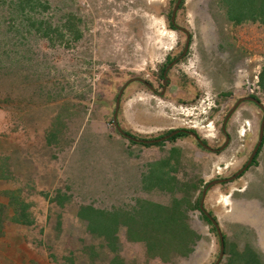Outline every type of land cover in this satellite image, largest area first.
<instances>
[{"label":"rangeland","instance_id":"374dc122","mask_svg":"<svg viewBox=\"0 0 264 264\" xmlns=\"http://www.w3.org/2000/svg\"><path fill=\"white\" fill-rule=\"evenodd\" d=\"M14 1L0 0V136L19 138L23 168L0 188L17 190L33 204L32 214L47 219L48 245L40 244L65 257L94 247V264H108L112 256L123 264H214L218 237L198 210L187 211L199 236L193 250L168 263L146 257L141 243L127 241L123 226L116 253H108L76 213L80 207L129 212L139 201L168 206L184 191L194 203L208 182L228 178L246 163L262 111L250 102L240 104L226 125L228 146L219 154L201 150L188 136L152 146L128 142L111 123L116 94L134 78L160 87L162 66L178 56L185 41L184 33L168 28L176 0H36L46 9L33 11L14 9ZM175 24L189 33L191 45L168 73L166 94L154 96L138 82L129 84L119 118L135 136L197 130L216 148L223 142L222 120L237 100L253 96L264 107L258 83L264 27L229 22L219 0H184ZM173 149L177 162L165 169L172 166L183 191L144 190L152 166ZM0 164L10 167L3 155ZM204 210L217 220L227 250L248 246L264 263V132L255 163L237 180L209 188Z\"/></svg>","mask_w":264,"mask_h":264},{"label":"trees","instance_id":"16d2710c","mask_svg":"<svg viewBox=\"0 0 264 264\" xmlns=\"http://www.w3.org/2000/svg\"><path fill=\"white\" fill-rule=\"evenodd\" d=\"M183 2L184 0H182L180 6H182ZM13 3L14 9L19 11L27 8L33 11L35 7H41L42 10L46 9L45 6H42L36 0H15ZM219 3L225 8L226 18L229 22L236 25L252 22L259 23L264 27V0H219ZM168 28L174 30L170 22L168 23ZM258 83L261 91L264 92V67L259 75ZM176 152V149L171 150V154L167 159L158 162L156 168L154 165L152 166L148 175L145 176L147 185L144 186V190L157 188L169 193L183 191L180 188L182 186L178 185L171 174L173 171L172 166L167 170L165 169L170 166L171 160H174L175 163L177 162V156L174 157V155H177ZM254 163L255 159L252 165ZM10 176L8 165L0 164V180H10ZM191 188L194 189V187ZM17 193H19L17 190L1 192L8 199V203L7 205L0 203V236L2 235L3 224L6 221L23 226H30L34 223L30 213V203L20 199ZM188 196L189 191H184V196L181 199H173L168 206L139 201L138 205L129 212L103 213L90 207H80L76 217L87 222V232L92 238L99 239L101 241L100 247L106 249L108 253H116V234L118 228L123 226L126 229L125 236L127 241L141 243L146 257L168 263L173 258L187 257L193 250L196 240L199 239V236L189 226L187 211H199L198 201L200 197L194 203H191ZM57 203L58 205L56 204V206L61 207L60 201ZM209 215L211 214L209 213ZM212 218L216 220L214 217ZM203 219L211 226V230L215 231L204 215ZM223 239L224 255L228 256L226 264H264L258 253L248 246L242 251L234 248L227 250L225 236H223ZM85 249L87 248L83 247L79 250L81 255L84 254ZM95 250L94 247H88L87 249L88 261L91 264H94L98 255ZM76 258L75 251L71 252L69 257L63 256L62 261L65 264H74ZM108 264H123V262L117 256H112Z\"/></svg>","mask_w":264,"mask_h":264},{"label":"crops","instance_id":"0c3cea01","mask_svg":"<svg viewBox=\"0 0 264 264\" xmlns=\"http://www.w3.org/2000/svg\"><path fill=\"white\" fill-rule=\"evenodd\" d=\"M0 155L5 156L8 160L11 173L10 179L12 180V178L19 176L23 166H20L18 160L19 158L20 160L23 159V153H20L19 156V138L15 134L0 136ZM1 182L6 181L0 180ZM2 191L11 190L0 188V197L3 196L1 194ZM3 199L7 198L3 196ZM0 203L7 205L8 202ZM27 203L31 205L30 213L34 223L30 226H23L6 221L3 224L2 235L0 236V264H63L62 252L58 256L54 254V251L48 252L49 249L40 244V241L47 244L45 237L49 236L48 230L50 233V229L47 228L46 230L44 225L47 219L38 218L35 214H32L34 206L30 201H27ZM74 264L91 263L81 255L77 256Z\"/></svg>","mask_w":264,"mask_h":264},{"label":"water","instance_id":"95a60500","mask_svg":"<svg viewBox=\"0 0 264 264\" xmlns=\"http://www.w3.org/2000/svg\"><path fill=\"white\" fill-rule=\"evenodd\" d=\"M181 2L182 0H176L175 2V5L171 11V14H170V19H169V22L170 24L174 27V30H179L181 31L182 33H184L185 35V39H186V42H185V48H184V51L182 53V55L177 59L179 60L182 56H184L187 52V49H188V45H189V42H190V35L189 33L184 30L183 28H180L178 26H176L175 24V18H176V12L179 10V6L181 5ZM176 61L172 62L167 68L166 70L164 71L163 75L165 76L167 70L173 65L175 64ZM134 82H140L142 83L144 86L150 88V86L144 81V80H141L139 78H134V79H131V80H128L119 90L118 92V95L116 97V100H115V104H114V113H113V123H115V128L117 130V132L125 137L126 139H129V140H132V141H137L135 139H132L131 137L123 134L121 132V130L119 129V127L116 125V115H117V111H118V108H119V105H120V98L122 96V93L124 91V88L131 84V83H134ZM244 102H250V103H253L255 104L257 107L260 108V110L262 111L263 113V116H262V119H261V122H260V125H259V131H258V139H257V142H256V145L253 149V151L251 152L250 156L248 157V160L247 162L245 163V165L240 169L238 170L233 176L229 177V178H225V179H217V180H214V181H211L209 182L208 184H206V186L203 188V190L201 191V195H200V199H199V202H198V209L199 211L204 215V217L211 223V225L213 226V228L215 229L216 231V234H217V237H218V241H219V253H218V257L216 259V261L214 262V264H219L224 256V239H223V235L221 234V231H220V228H219V224L217 222V220H214L205 210H204V199L206 197V193L207 191L209 190V188H211L212 186H216V185H221L223 183H229V182H232L234 181L236 178H239L240 176H242L243 173H245V171L247 170V168H249L251 166V162L252 160L254 159V156L257 154L259 148L261 147V144H262V139H263V132H264V107L261 105V103L254 97H245V98H241L239 100H237V102L234 104V106L231 108V110L228 112V114L226 115L225 119H224V124H226V122L229 120V118L235 113L237 107L241 104V103H244ZM225 127L223 126V131ZM180 131H174L173 133H171L170 135L162 138L161 140H158V142L160 141H164V140H167L169 138H171L172 136L178 134ZM187 134H189L190 136H192L196 141L197 143L200 144L201 147L205 148V149H209L206 145L202 144V142L196 137L195 134L191 133V132H185ZM229 141V138L226 137V141L224 143V145L219 149V150H223L226 146H227V143ZM145 144H148V143H152V142H143Z\"/></svg>","mask_w":264,"mask_h":264},{"label":"flooded vegetation","instance_id":"af4514ba","mask_svg":"<svg viewBox=\"0 0 264 264\" xmlns=\"http://www.w3.org/2000/svg\"><path fill=\"white\" fill-rule=\"evenodd\" d=\"M185 42H186V39H185V41H184V45H183V48H182V50L180 51V53L178 54V56H176V57H174V58H172V59H170L169 61H165V64H164V66H162V68H161V70H160V87H157V88H155L154 86H152V84L149 82V81H145L149 86H150V88H148V87H146V86H144L142 83H140V82H138L139 84H141L143 87H145L149 92H151V94H153L154 96H158V97H163L165 94H166V92H167V89H168V86H169V78H168V73L170 72V70L172 69V68H174L175 66H177L182 60H183V58H185L186 57V55L188 54V50H189V48H190V45H191V43L189 42V45H188V49H187V52H186V54L184 55V56H182L179 60H177L181 55H182V53H183V51H184V48H185ZM173 45V44H172ZM172 49V46L168 49V51H170ZM174 61H176L175 62V64H173L168 70H167V72H166V74H165V76L163 75V73H164V71L166 70V68L172 63V62H174ZM129 85H127L125 88H124V91H123V93H122V96H121V98L123 97V95H124V92H125V90H126V88L128 87ZM160 89V90H159ZM120 90V89H119ZM119 90H118V92H119ZM118 92H117V94H116V97H117V95H118ZM250 97H253V96H250ZM121 98H120V101H121ZM138 98V100H141V97H137ZM115 100H116V98H115ZM237 102V101H236ZM235 102V103H236ZM114 104H115V101H114ZM242 104V103H241ZM253 104V103H252ZM163 105V107H169V108H172V109H174V107L172 106V105H167V104H162ZM255 105V104H254ZM156 106V105H155ZM234 105H232V107H233ZM240 106V105H239ZM238 106V107H239ZM232 107H230L229 108V110L226 112V115L228 114V112L231 110V108ZM238 107H237V109H238ZM199 108H201V106L199 107ZM259 108V107H258ZM236 109V110H237ZM260 109V108H259ZM236 112V111H235ZM113 113H114V107H113V110H112V114H111V123H112V125L114 126V128H115V123H113V120H112V116H113ZM121 113H122V111H121V105H119V108H118V111H117V115H116V125L119 127V129L121 130V132L123 133V134H125V135H127V136H129V137H131L132 139H135V140H137V141H132V140H129V139H126L125 137H123V136H121L118 132H117V130H116V128H115V131L117 132V134L119 135V136H121V138H123V139H125V140H127L128 142H132L133 144H138V145H143V146H145V145H148V146H152V145H155V144H160V143H166V142H169V141H172V140H176L175 138H177L178 136H188V137H190L193 141H194V143L201 149V150H203V151H206V152H209V153H211V154H219V153H221V152H223L226 148H227V146H228V143H229V141H228V143H227V146L223 149V150H219L223 145H224V143H225V141H226V137H228L229 138V135L227 134V130H226V125H227V123H228V121L226 122V124H224V119H225V117H226V115L224 116V118H223V120H222V123H221V125H220V127H219V130H218V133H220L222 136H223V142H222V144L220 145V146H218V147H216V148H211L209 145H208V142H207V140H205L204 138H201L200 136H199V132H197L196 130H188V129H172V130H168V132H166V133H162V134H159V136H156V137H139V136H135L131 131H129V130H127L126 128H124L123 127V124H122V122H121V120H120V116H121ZM230 119V118H229ZM132 120V119H131ZM261 122V121H260ZM223 126L225 127V131H223ZM210 128L211 129H213V127L212 126H210ZM174 131H180L178 134H176V135H174V136H172L171 138H169V139H167V140H164V141H160V142H158V140H161L162 138H164V137H166V136H168V135H170L171 133H173ZM185 132H191V133H193V134H195L196 135V137L202 142V144H204V145H206L209 149H205V148H203V147H201L200 146V144L199 143H197V141L192 137V136H190L189 134H187V133H185ZM244 136V135H243ZM230 140V139H229ZM143 142H152V143H148V144H145V143H143ZM256 145V144H255ZM255 147V146H254ZM254 149V148H253ZM260 149V148H259ZM253 151V150H252ZM251 151V152H252ZM259 151V150H258ZM258 153V152H257ZM251 154V153H250ZM250 156V155H249ZM256 156V155H255ZM255 156H254V159H255ZM253 159V160H254ZM248 160V159H247ZM253 160H252V162H253ZM247 162V161H246ZM252 162H251V166H252ZM245 165V164H244ZM243 165V166H244ZM242 166V167H243ZM241 169V168H240ZM239 169V170H240ZM248 169V168H247ZM247 171V170H246ZM245 171V172H246ZM236 173V172H235ZM234 173V174H235ZM233 174V175H234ZM244 174V173H243ZM242 174V175H243ZM232 175V176H233ZM231 177V176H230ZM241 177V176H240ZM239 177V178H240ZM229 178V177H228ZM221 179H225V178H221ZM238 178H236L235 180H237ZM217 180V179H216ZM214 181V180H213ZM233 182V181H232ZM209 183V182H208ZM207 183V184H208ZM229 183H231V182H229ZM224 184H228V183H223V184H221V185H224Z\"/></svg>","mask_w":264,"mask_h":264},{"label":"bare ground","instance_id":"6f19581e","mask_svg":"<svg viewBox=\"0 0 264 264\" xmlns=\"http://www.w3.org/2000/svg\"><path fill=\"white\" fill-rule=\"evenodd\" d=\"M167 30V29H166ZM168 32V31H167ZM165 34V33H164ZM169 36V35H168ZM169 41V40H168ZM167 45V44H166ZM164 47V46H163ZM168 49V48H167ZM186 110V109H185ZM246 124V127H248V124L247 123H245ZM193 129H197V126H195V125H193V126H191ZM246 130H248V128H245V129H242L241 130V134L242 135H244L245 134V132H246ZM197 131V130H196ZM207 131H213V129H211L210 128V126L208 127V130Z\"/></svg>","mask_w":264,"mask_h":264},{"label":"clouds","instance_id":"9594fccd","mask_svg":"<svg viewBox=\"0 0 264 264\" xmlns=\"http://www.w3.org/2000/svg\"><path fill=\"white\" fill-rule=\"evenodd\" d=\"M255 98V97H254Z\"/></svg>","mask_w":264,"mask_h":264}]
</instances>
